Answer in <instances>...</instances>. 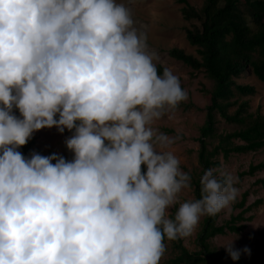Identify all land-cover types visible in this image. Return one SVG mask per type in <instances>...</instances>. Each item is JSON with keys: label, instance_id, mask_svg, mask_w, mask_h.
I'll return each mask as SVG.
<instances>
[{"label": "clouds", "instance_id": "1", "mask_svg": "<svg viewBox=\"0 0 264 264\" xmlns=\"http://www.w3.org/2000/svg\"><path fill=\"white\" fill-rule=\"evenodd\" d=\"M155 56L117 0H0V264H159L235 200L236 178L208 169L169 218L191 178L151 125L187 94ZM53 126L74 129L72 161L16 150ZM234 239L218 247L236 261Z\"/></svg>", "mask_w": 264, "mask_h": 264}, {"label": "trees", "instance_id": "2", "mask_svg": "<svg viewBox=\"0 0 264 264\" xmlns=\"http://www.w3.org/2000/svg\"><path fill=\"white\" fill-rule=\"evenodd\" d=\"M179 2L184 4L182 17L199 22L198 27L185 30L186 39L196 48L197 57L177 48L169 50L168 54L193 71L203 72L213 83L211 89H201L208 94L210 105L205 108V120L197 138L200 172L192 177L191 183L195 199H199L200 178L206 170L220 166V155L227 159L232 154L256 152L264 148V111L260 110V106L251 110L249 103L256 94V88L249 83L238 82L252 75L264 86V0H204L199 10L186 0ZM156 68L158 74H162L164 67ZM246 97L249 99L244 100ZM220 122L233 125L232 129L220 130ZM34 141L31 136L25 145L16 150L26 158ZM38 154L44 156L41 152ZM263 169L264 162H260L250 165L243 174L252 175ZM260 182L264 185V180ZM247 195V192L242 194L238 207L244 205ZM243 214L244 211L231 215L222 224L217 223L218 213L205 215L196 238L199 250L190 252L179 237L170 241L175 255L159 264H215L220 258L241 264L240 258L233 261L226 251L216 252L209 240L218 235L242 232L246 225L239 222L251 219Z\"/></svg>", "mask_w": 264, "mask_h": 264}, {"label": "rangeland", "instance_id": "3", "mask_svg": "<svg viewBox=\"0 0 264 264\" xmlns=\"http://www.w3.org/2000/svg\"><path fill=\"white\" fill-rule=\"evenodd\" d=\"M186 1L197 10L202 7L204 2V0ZM117 3H123L128 8L133 20V27L145 35L147 51L156 54L153 60L155 66L169 68L180 77V85L187 94L186 99L176 105L174 109L166 111L160 119L154 120L151 127L158 134L163 133L172 138L173 142L163 146V150H170L174 153L180 161V169L188 173L192 183V177L200 172L197 160L199 128L205 120V108L210 105L208 94L202 92L201 89L204 87L209 90L213 83L203 72L193 71L182 62L170 57L168 52L177 48L186 54L197 57L196 48L188 43L185 30L198 27L199 22L185 20L182 17L181 8L184 4L179 0H117ZM238 82L249 83L256 88V94L249 102L251 110L260 106V110L264 111L263 84L252 75L245 76ZM246 99L249 98H244V100ZM12 112L20 118V113L15 107ZM232 126L225 125L223 122L218 124L222 131H229ZM73 133L74 129L58 132L55 126L34 131L31 136L35 138V141L26 158H30V154L33 152H41L44 156H49V153L52 152L63 157L67 162L72 161L74 153L66 148L65 140ZM154 147L160 150L162 146L156 144ZM219 162L220 166L215 169L230 172L236 178L234 187L237 192L235 200L230 203L228 208L218 213L217 223L222 224L230 219L231 215H237L241 211H244L245 218L251 217L249 221L239 222L245 224L246 227L237 234L238 239L233 240L232 246L237 250H242L245 247L250 250L247 254L241 251L239 257L241 264H264V185L260 182V180H264V169L256 171L252 175L243 174L248 171L250 165L264 162V148L256 152L232 154L227 159L220 155ZM245 192L248 193L245 203L242 207H238L237 204ZM186 200H195L193 186L190 191H182L179 194L178 203L168 210L169 218H174L179 203ZM258 200L259 203L256 202ZM204 217L205 215L200 217L190 235L180 237L182 244L190 252L199 250L196 238L201 230ZM235 236V233L218 235L211 238L209 244L216 252L225 251L223 247L218 246ZM164 244L165 251L160 259L161 263L175 255L170 241L166 240ZM215 264H233V262L227 258H220Z\"/></svg>", "mask_w": 264, "mask_h": 264}]
</instances>
